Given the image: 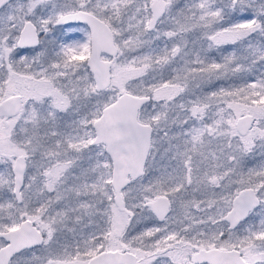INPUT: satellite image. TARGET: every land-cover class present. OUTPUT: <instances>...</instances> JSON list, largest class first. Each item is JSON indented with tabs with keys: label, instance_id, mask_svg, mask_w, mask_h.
Wrapping results in <instances>:
<instances>
[{
	"label": "snow or ice",
	"instance_id": "snow-or-ice-1",
	"mask_svg": "<svg viewBox=\"0 0 264 264\" xmlns=\"http://www.w3.org/2000/svg\"><path fill=\"white\" fill-rule=\"evenodd\" d=\"M0 264H264V0H0Z\"/></svg>",
	"mask_w": 264,
	"mask_h": 264
}]
</instances>
